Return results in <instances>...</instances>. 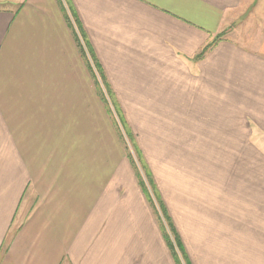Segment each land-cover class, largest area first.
Wrapping results in <instances>:
<instances>
[{"label":"crops","instance_id":"obj_1","mask_svg":"<svg viewBox=\"0 0 264 264\" xmlns=\"http://www.w3.org/2000/svg\"><path fill=\"white\" fill-rule=\"evenodd\" d=\"M0 2V264H176L100 70L129 122L203 153L189 261L264 264V0Z\"/></svg>","mask_w":264,"mask_h":264},{"label":"rangeland","instance_id":"obj_2","mask_svg":"<svg viewBox=\"0 0 264 264\" xmlns=\"http://www.w3.org/2000/svg\"><path fill=\"white\" fill-rule=\"evenodd\" d=\"M13 7L14 6L10 2H0V8ZM85 49H87L92 56L86 41ZM92 59H94V64L99 66L96 58L92 57ZM99 74L101 84H104L106 87V78L102 70L99 71ZM104 93L109 105L108 107L110 108V115H108L109 123L114 126L113 128L117 141L119 140L121 146L124 148V151L122 150V158L129 161L132 177L136 178L146 199L145 190L151 194L152 201H148L147 199L149 206L155 212L161 228H164L174 240L175 234L171 231L168 219L165 217V213L160 205V201L156 198L153 188L149 184L146 168L140 159L141 154L139 155L138 153L140 148L145 158L144 160L148 163L151 171L153 170V177L155 178L161 197L163 199L165 198L164 202L167 205L169 214L173 221H175L174 223H176L175 225H177L187 246L190 234L189 214L195 213L197 216H200L203 214L204 209L203 175L205 171L203 167L205 161L203 153L189 151L187 138H175L171 135H147V130H143L141 127V121L131 120L129 122V120L126 119L123 111L114 98V94L112 95L107 87ZM101 105H103L102 102ZM128 128L131 132L128 131ZM129 135H131V137ZM196 159V164L200 167H198V169L190 168L189 165L193 166L194 163L191 162H194ZM139 174L145 180V190L139 182V178H141ZM197 219L202 220L200 217ZM177 252L183 264H186L183 254L178 248Z\"/></svg>","mask_w":264,"mask_h":264},{"label":"trees","instance_id":"obj_3","mask_svg":"<svg viewBox=\"0 0 264 264\" xmlns=\"http://www.w3.org/2000/svg\"><path fill=\"white\" fill-rule=\"evenodd\" d=\"M76 19V23L78 25V27L81 29V33L83 34V37H85V32L82 30V28L80 27V22L77 18ZM87 46H88V43H87ZM89 48V47H88ZM208 49V48H206ZM205 49V50H206ZM98 62V61H97ZM99 65V63H98ZM107 84V83H106ZM107 89H109L110 93L113 95V92L112 90L110 89L109 85L107 84ZM125 121V120H124ZM128 127V126H127ZM129 129V128H128ZM130 131V129L128 130ZM127 131V132H128ZM131 132V131H130ZM131 137V135H129ZM138 153L139 155L141 154V156H143V153H142V150H138ZM140 156V159L144 165V167L146 168V173H147V176L149 177L148 178V181H149V184L152 186L153 188V191L155 193V196L156 198L160 201V205L162 207V210L164 211L165 213V217L168 219V222H169V225H170V228H171V231L174 232V236H175V239L173 240L171 238V236L168 234V232L163 228V234H164V237H165V241L167 242V245L169 246L171 252H172V255H173V258L176 262V264H183L182 260H181V257L179 256L178 252H177V248L181 251V253L183 254V257L185 259V262L186 264H192L190 261H189V257H188V253L186 251V247L184 245V242L182 240V237L171 217V215L169 214V211H168V208H167V205L166 203L164 202V199L161 197V194L157 188V184L155 182V178L153 177V173L148 165V163L146 162V160H144V156L141 157ZM140 175V174H139ZM141 176V175H140ZM139 182L141 183L142 187L144 188V190L146 189L145 186H146V183H145V180L143 179V177L141 176V178H139ZM145 194H146V197L148 199V201H152V197H151V194L148 193L147 190H145Z\"/></svg>","mask_w":264,"mask_h":264}]
</instances>
